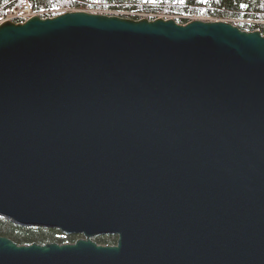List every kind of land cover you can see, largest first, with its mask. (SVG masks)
Instances as JSON below:
<instances>
[{
	"label": "water",
	"instance_id": "water-1",
	"mask_svg": "<svg viewBox=\"0 0 264 264\" xmlns=\"http://www.w3.org/2000/svg\"><path fill=\"white\" fill-rule=\"evenodd\" d=\"M0 216L82 235L0 237V264H264V35L84 11L2 21Z\"/></svg>",
	"mask_w": 264,
	"mask_h": 264
},
{
	"label": "trees",
	"instance_id": "trees-1",
	"mask_svg": "<svg viewBox=\"0 0 264 264\" xmlns=\"http://www.w3.org/2000/svg\"><path fill=\"white\" fill-rule=\"evenodd\" d=\"M26 1L34 11L52 9H86L89 0H0V19L6 11L19 7ZM98 9L163 14L168 16H206L214 19H242L255 24L236 25L240 30L259 31L264 35V0H93ZM138 19L137 17H130ZM180 24L186 21L181 20ZM0 237L17 245H45L74 243L82 235H67L58 229L22 226L0 216ZM114 235H100L92 239L98 245H115Z\"/></svg>",
	"mask_w": 264,
	"mask_h": 264
},
{
	"label": "rangeland",
	"instance_id": "rangeland-1",
	"mask_svg": "<svg viewBox=\"0 0 264 264\" xmlns=\"http://www.w3.org/2000/svg\"><path fill=\"white\" fill-rule=\"evenodd\" d=\"M23 2H26V1H23ZM89 5L90 6L86 9L70 8V9H52L49 11L54 12V14H62V13L69 12V11H84V12L92 13V14H103V15L118 16V17H123V18H130L131 17V16L127 15L130 12L116 11V10H111V9H107V8L106 9L95 8L94 5H96V2H94L93 0H89ZM41 11H35V12H41ZM43 12H46V11H43ZM49 14H52V13H48L46 15L51 16ZM140 14H142V13H140ZM153 15H156L157 17L175 18V20L174 19L173 20L176 21L177 23H179L181 20H184L186 22L193 21V20H201V21H224V22L232 24L233 26L242 25V24H247V25L251 24V23L247 22L248 20H242V19H214V18H210V17H206V16H197V17L196 16L190 17V16H184V15H182V16H177V15L168 16V15H163V14H153ZM5 19H6V13L4 14V18L0 19V23L2 21H4ZM138 19H140V18H138Z\"/></svg>",
	"mask_w": 264,
	"mask_h": 264
},
{
	"label": "built area",
	"instance_id": "built-area-1",
	"mask_svg": "<svg viewBox=\"0 0 264 264\" xmlns=\"http://www.w3.org/2000/svg\"><path fill=\"white\" fill-rule=\"evenodd\" d=\"M6 13V19L4 21H13L15 23H23L26 20L34 17V16H39L41 18H46V17H52L57 15L54 14V12L52 11H46V12H35L27 2H22L21 5L19 7L10 9L8 11L5 12ZM48 13H52L49 14L51 16H48L46 14ZM127 15L131 16V17H138V18H148V19H156V18H163V19H174L175 18H166V17H157L156 15L153 14H140V13H128ZM248 23L251 24H255L256 22L253 21H247ZM187 23V22H186Z\"/></svg>",
	"mask_w": 264,
	"mask_h": 264
}]
</instances>
